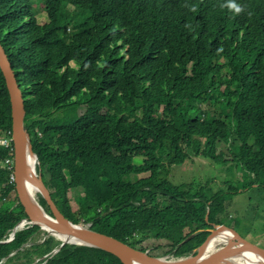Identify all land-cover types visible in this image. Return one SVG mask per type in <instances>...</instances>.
<instances>
[{"label":"trees","instance_id":"obj_1","mask_svg":"<svg viewBox=\"0 0 264 264\" xmlns=\"http://www.w3.org/2000/svg\"><path fill=\"white\" fill-rule=\"evenodd\" d=\"M236 3L243 12L228 0H0V41L23 92L37 172L66 218L143 251L167 241L149 251L157 257L191 255L215 225L264 235V0ZM11 131L0 68V138ZM8 156L0 145V260L123 264L77 244L45 258L62 241L39 225L4 242L27 215ZM196 157L235 164L242 179L211 192L171 180Z\"/></svg>","mask_w":264,"mask_h":264},{"label":"water","instance_id":"obj_2","mask_svg":"<svg viewBox=\"0 0 264 264\" xmlns=\"http://www.w3.org/2000/svg\"><path fill=\"white\" fill-rule=\"evenodd\" d=\"M0 68L4 74L7 88L10 94L12 132L14 143V161L16 188L20 203L23 205L26 216L13 228L11 237L4 241L14 239L19 228L26 224L39 225L49 234L61 239L62 244L54 251L57 252L67 243L83 244L101 248L118 256L124 264H264V247L243 237L237 230L226 225H215L207 240L196 250V253L177 259L167 260L165 257L153 256L149 251L134 248L113 236L95 231L82 224H76L65 217L55 204L51 191L47 187L42 173L32 174L29 169V156L34 153L30 134L25 127L26 108L23 92L14 72L10 59L0 42ZM29 186L31 189H29ZM36 190L46 200L51 208L53 216L43 209L38 200L31 196V191ZM220 231H231L234 238L224 243L220 248L208 253L206 251L208 241ZM190 238V237H189ZM186 239V241L189 240ZM250 252L256 259H249L248 254L238 257L231 256L235 253ZM201 254H206L202 256ZM0 264H4L0 262Z\"/></svg>","mask_w":264,"mask_h":264},{"label":"rangeland","instance_id":"obj_3","mask_svg":"<svg viewBox=\"0 0 264 264\" xmlns=\"http://www.w3.org/2000/svg\"><path fill=\"white\" fill-rule=\"evenodd\" d=\"M47 13H42L39 17V21L41 23H45L48 21ZM63 114V113H62ZM10 136H12V132H10ZM232 166V167H230ZM38 173V172H37ZM242 173L243 171L238 168L235 164H227L225 166L220 165H214L210 160L204 158V157H196L192 160H188L186 163H184L181 166H175L171 170V180L175 183H182V182H202V183H208L209 188L207 189L208 192H211L214 189H218V186L222 184V180L224 179H242ZM15 175V174H14ZM12 197L14 194L11 195ZM251 192L246 194H240L234 197V201L232 203V208L235 209L238 205V203H242V201L249 200V197H251ZM39 194L36 193V198L38 199ZM69 198L71 200L72 206L77 209V204L74 199V194L71 191L69 193ZM239 233L256 243H259L261 246L264 247V235L257 238L256 236L245 234L243 230L237 229ZM167 243V241H156L151 240L147 241L145 243L146 246L150 247L149 251H153L154 246H157L159 244ZM223 244H215L214 248L210 250V252H213L214 250H217L220 248ZM158 252V251H156ZM208 252V253H210ZM153 254V252H150ZM166 258H176L172 255H165ZM6 264V263H4Z\"/></svg>","mask_w":264,"mask_h":264},{"label":"bare ground","instance_id":"obj_4","mask_svg":"<svg viewBox=\"0 0 264 264\" xmlns=\"http://www.w3.org/2000/svg\"><path fill=\"white\" fill-rule=\"evenodd\" d=\"M1 42V41H0ZM12 132V131H11ZM12 137H13V132H12ZM29 162H30V165H29V169H30V171H31V173L32 174H37L38 175V173H37V162H38V158L35 156V154L34 153H32V154H30V156H29ZM7 168L8 169H12V173L10 172V182L11 183H15L16 182V175H14L15 174V164L13 165V167L12 168H9V166H7ZM14 181H13V180ZM15 187H16V184H15ZM29 189H31V187L29 186ZM16 192H17V194H18V191H17V188H16ZM36 193H38L39 194V192H36V190H33V191H31V196L32 197H34L36 200H38L37 198H36ZM42 196V195H41ZM43 197V196H42ZM20 201V200H19ZM39 201V200H38ZM40 203V202H39ZM41 204V203H40ZM48 204V203H47ZM56 204V203H55ZM41 206L43 207V205L41 204ZM49 206V205H48ZM58 207V206H57ZM49 208H50V206H49ZM43 209L46 211V213L48 214V215H50V216H53V213H52V211H51V208H50V211H51V213H49L44 207H43ZM82 225H84V224H82ZM84 226H86V227H89L90 228V226H91V224H86V225H84ZM23 228H25V227H22V228H19L18 230H20V229H23ZM42 229V228H41ZM92 229V228H91ZM96 231V230H95ZM99 232V231H98ZM234 233L233 232H231V231H220V232H218L214 237H212L208 242V246H207V249H206V251L207 252H210V250H212V248H214V245L215 244H224V243H227V242H230L231 240H232V238H234ZM56 238H58L57 236H56ZM115 238V237H114ZM9 239V238H8ZM7 239V240H8ZM61 240V239H60ZM119 240V239H118ZM6 241V240H5ZM185 242V241H184ZM62 244V243H61ZM67 244H76V243H67ZM127 244V243H126ZM77 245H83V244H77ZM129 245V244H128ZM61 246V245H60ZM59 246V247H60ZM89 246V245H88ZM58 247V248H59ZM92 247H94V246H92ZM98 248V247H97ZM57 249V248H56ZM101 249V248H100ZM59 251V250H58ZM57 251V252H58ZM147 251V250H146ZM149 251V250H148ZM57 252H55V251H52L50 254H47V256L45 257V258H48V256L49 255H53V254H55V253H57ZM195 253H196V251H195ZM192 254H194V253H192ZM191 254V255H192ZM242 254V252H240V253H235V254H233L232 256H231V258L232 257H238V256H240ZM245 254H248L247 255V257L249 258V259H256V256L253 254V253H250V252H245V253H243L242 255H245ZM202 256H206V254H201ZM116 256V255H115ZM190 256V255H189ZM118 257V256H117ZM188 257V256H187ZM119 258V257H118ZM4 259V258H3ZM2 259V260H3ZM44 259V258H43ZM120 259V258H119ZM167 260H174V261H176L177 259H180V258H166ZM121 260V259H120ZM1 261V260H0ZM122 261V260H121ZM123 263V262H122ZM124 264V263H123ZM140 264V263H139Z\"/></svg>","mask_w":264,"mask_h":264},{"label":"built area","instance_id":"obj_5","mask_svg":"<svg viewBox=\"0 0 264 264\" xmlns=\"http://www.w3.org/2000/svg\"><path fill=\"white\" fill-rule=\"evenodd\" d=\"M0 145L8 148L9 156L5 159L4 164H6V166H9V168H12L13 165L15 164V161H14V145H13L12 136H10V134H7L6 136L1 137L0 138ZM1 262H4V260H2Z\"/></svg>","mask_w":264,"mask_h":264},{"label":"clouds","instance_id":"obj_6","mask_svg":"<svg viewBox=\"0 0 264 264\" xmlns=\"http://www.w3.org/2000/svg\"><path fill=\"white\" fill-rule=\"evenodd\" d=\"M227 7H228L230 10L234 11L236 14H239V13H241V12L244 11V9L242 8V6H240L238 3H236V0H228ZM219 51H223V49H220ZM5 136H6V135H5ZM12 139H13V137H12ZM13 145H14V143H13ZM26 225H28V224H26ZM26 225H25L24 227H26ZM11 235H12V233H11ZM11 235L9 236V238L11 237ZM165 258H166V257H165ZM3 260H4L3 263H6V260H5V259H3ZM1 261H2V260H1ZM1 261H0V262H1Z\"/></svg>","mask_w":264,"mask_h":264}]
</instances>
